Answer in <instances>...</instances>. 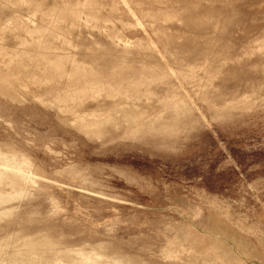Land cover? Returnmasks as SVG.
Returning a JSON list of instances; mask_svg holds the SVG:
<instances>
[{"label": "rangeland", "instance_id": "obj_1", "mask_svg": "<svg viewBox=\"0 0 264 264\" xmlns=\"http://www.w3.org/2000/svg\"><path fill=\"white\" fill-rule=\"evenodd\" d=\"M0 264H264V0H0Z\"/></svg>", "mask_w": 264, "mask_h": 264}]
</instances>
